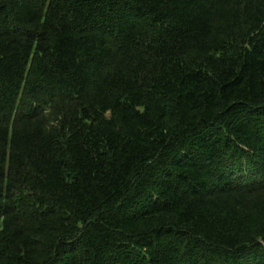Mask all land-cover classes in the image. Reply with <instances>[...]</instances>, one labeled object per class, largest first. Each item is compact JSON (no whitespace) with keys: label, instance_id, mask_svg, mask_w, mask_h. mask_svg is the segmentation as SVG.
Returning <instances> with one entry per match:
<instances>
[{"label":"trees","instance_id":"trees-1","mask_svg":"<svg viewBox=\"0 0 264 264\" xmlns=\"http://www.w3.org/2000/svg\"><path fill=\"white\" fill-rule=\"evenodd\" d=\"M0 264H264V0H0Z\"/></svg>","mask_w":264,"mask_h":264}]
</instances>
